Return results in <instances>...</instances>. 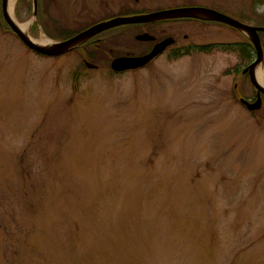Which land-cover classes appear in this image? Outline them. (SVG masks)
Masks as SVG:
<instances>
[{"label": "rangeland", "instance_id": "1", "mask_svg": "<svg viewBox=\"0 0 264 264\" xmlns=\"http://www.w3.org/2000/svg\"><path fill=\"white\" fill-rule=\"evenodd\" d=\"M19 2L14 18L35 21L36 41L125 7L264 19V0L257 14L250 0H112L110 12L100 0H43L41 20L33 0ZM7 27L0 20V264H264V107L232 98L233 84L244 98L255 88L224 70L246 65L241 32L162 25L198 44L192 56L118 75L102 59L75 83V56H39Z\"/></svg>", "mask_w": 264, "mask_h": 264}, {"label": "flooded vegetation", "instance_id": "2", "mask_svg": "<svg viewBox=\"0 0 264 264\" xmlns=\"http://www.w3.org/2000/svg\"><path fill=\"white\" fill-rule=\"evenodd\" d=\"M40 2H43V0H39ZM138 1V0H136ZM100 2H103L106 6V8L108 9V12L112 11L110 10V3H113L112 0H100ZM124 6V4L122 5V7ZM121 7V6H120ZM121 7V8H122ZM183 7H204L201 5H197V4H193V5H187V4H177V5H171V6H165V7H160V8H151V9H143L141 11H138L137 13H133L135 12L134 9L132 7H125V9L128 11L127 15L124 14H117V13H111L109 14H104L101 17H94V19H91L90 21H88L87 23L83 24L80 30H78V32H76V34H72L70 33V38L74 37L75 35L86 31L87 29L103 23V22H107L110 21L114 18L117 17H123V16H132V15H144V14H149V13H153V12H157V11H163V10H170V9H176V8H183ZM104 8V9H106ZM120 8V9H121ZM209 8V7H208ZM106 9V10H107ZM213 9V8H211ZM41 12L45 13L46 9L43 8V3L40 5L39 4V11H38V17L41 20ZM47 16H44V19H46ZM50 20H48L49 22ZM174 22L177 23H192V22H200L203 24H207V23H212L215 24L213 22H205L202 20H198V19H192V18H185V19H168V20H159V21H154L151 23H146V24H134V25H126V26H120V27H115V28H111L109 30H106L98 35H95L91 38H89L88 40H86L85 42L81 43L80 45H78L77 47H75L74 49L70 50L69 53H66V55L70 56H75L74 58L72 57V60L77 63L78 65L75 66L74 70H101L103 60H106V70H112L111 69V65L110 67L109 64H111V62L114 59L117 58H139V57H143L147 54H149L153 48L155 47L156 44L161 43L164 40L167 39H172L174 40L173 43H171V45H169L166 50L159 55L157 58H155L149 65H147L144 68H140V69H134L133 71H126V72H137V71H141V70H147L150 69L151 66L156 62V60H158L159 58L162 57H166V58H183V57H187V56H192V54L190 55H186L187 52H192V48L194 46H198V44L196 43H190V38L188 35L184 36V43H179V40L174 38L171 35V31H169L168 28H160V26L162 25H166V24H172ZM70 32H73L70 29ZM142 34H148L152 37H154V40L151 41H139L137 40V36L142 35ZM74 35V36H73ZM60 41H65V40H60ZM254 48V46H253ZM35 53V52H34ZM37 54V53H36ZM239 54L241 55L242 59H244L246 61V65H244V67L241 68H235V66L233 67H226L224 70H250V65L252 64V62L254 61V59H250L249 58V53L246 51V54L243 52L241 53L239 51ZM255 55V59H256V52H254ZM41 56V55H39ZM64 56V55H63ZM45 57L47 59H59L62 56H58V57H53V56H42ZM111 60V61H109ZM109 63V64H108ZM105 68V67H104ZM242 71V76L241 79L246 80V78H248L250 80V76L249 73H243ZM124 72V73H126ZM229 72V76H233V73ZM251 82V80H250ZM252 84V82H251ZM254 87V86H253ZM255 88V87H254ZM254 95L252 98H244V92L243 90L239 89L238 84H233V87L230 88V93H231V97L235 98L236 95L239 97L238 100L240 103H242V99L250 102V103H254L258 100V91L255 89L254 90ZM261 99H262V105L261 108L264 107V95L261 94ZM260 108V109H261ZM259 109V110H260Z\"/></svg>", "mask_w": 264, "mask_h": 264}, {"label": "water", "instance_id": "3", "mask_svg": "<svg viewBox=\"0 0 264 264\" xmlns=\"http://www.w3.org/2000/svg\"><path fill=\"white\" fill-rule=\"evenodd\" d=\"M8 4L7 0H2V13L6 23L10 26L13 32L21 39V41L30 49L39 54L46 55V56H61L65 53H68L70 50L74 49L81 43L85 42L89 38L98 35L106 30L111 28L125 26V25H132V24H146L151 23L154 21L159 20H168V19H185V18H194L200 20H206L211 22H216L220 24H224L230 26L234 29H237L244 34H246L256 51L257 58L256 60L250 65V70H244V73H249L250 80L255 88L258 90V100L255 103H249L248 101L242 99L243 105H245L249 110L255 111L259 110L262 105V100L260 95L264 94V87L260 86L256 78L254 76L255 68L261 64L264 60V51L261 44V39L259 36L260 32H264V27H254L242 23L226 14H223L219 11L214 9H209L206 7H183V8H176L170 10H163L157 11L145 15H136V16H128V17H117L110 21L103 22L97 24L84 32H81L75 35L68 40L62 42H52L51 46L45 48L35 41L24 34L22 31L18 29L16 24L11 20L8 15ZM37 9L38 4L37 0H34V16H37ZM155 38L148 35L142 34L137 36V40L139 41H151ZM174 40L167 39L159 44H157L154 49L146 56L140 58H117L112 61L111 67L115 72H124L131 69H138L146 66L150 61H152L155 57L159 54L163 53V51L173 43Z\"/></svg>", "mask_w": 264, "mask_h": 264}, {"label": "trees", "instance_id": "4", "mask_svg": "<svg viewBox=\"0 0 264 264\" xmlns=\"http://www.w3.org/2000/svg\"><path fill=\"white\" fill-rule=\"evenodd\" d=\"M262 1L263 0H250V4H251V8H252V12H253V14L255 13V14H257V12H256V9H257V7L259 6V4H261L262 3ZM19 2V1H18ZM20 2H21V0H20ZM19 2V3H20ZM258 5V6H257ZM127 15V14H126ZM261 19V20H260ZM0 20H1V23H2V25H6V22H5V20H4V18H3V15H1L0 14ZM259 24L258 25H256V26H260V27H264V19H262V18H259ZM221 25V24H220ZM8 26V25H7ZM8 28V30L10 31V32H12L11 31V29L9 28V26L7 27ZM81 29V28H80ZM79 29V30H80ZM76 32H78V30H76V31H73V32H70V31H66V32H64V35L63 36H60V37H54L53 35H51V34H49L48 35V37L49 38H52V39H56V40H60V39H63V40H67V39H69L70 38V33H72V34H76ZM261 35V40H262V44H264V38H262V36L264 37V33H261L260 34ZM74 36V35H73ZM246 38V37H245ZM247 39V38H246ZM247 41V44H242V45H239L238 46V49H239V51L241 52V53H245L246 54V51L249 53V58L251 59L253 56H254V49H253V46H252V43H251V41L250 40H246ZM264 46V45H263ZM201 50H203V51H205L206 49H208V47H201L200 48Z\"/></svg>", "mask_w": 264, "mask_h": 264}, {"label": "bare ground", "instance_id": "5", "mask_svg": "<svg viewBox=\"0 0 264 264\" xmlns=\"http://www.w3.org/2000/svg\"><path fill=\"white\" fill-rule=\"evenodd\" d=\"M7 4H8V11L9 13V17L11 18V20L16 24V26L18 27V29L20 31H22L24 34H26L27 36L30 37V34H29V30H30V26L31 24L30 23H27V24H22V23H19L15 18H14V15H13V7H12V4H11V0H7ZM35 43H37L38 45L42 46V47H49L51 46V42H49V40L47 39H43L42 41H36L34 40ZM254 76L256 78V81L257 83L264 87V70L262 68V65H258L255 70H254Z\"/></svg>", "mask_w": 264, "mask_h": 264}]
</instances>
